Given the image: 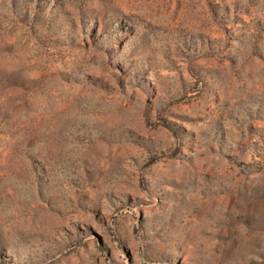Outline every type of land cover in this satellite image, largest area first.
<instances>
[{
  "label": "rangeland",
  "instance_id": "1",
  "mask_svg": "<svg viewBox=\"0 0 264 264\" xmlns=\"http://www.w3.org/2000/svg\"><path fill=\"white\" fill-rule=\"evenodd\" d=\"M0 264H264V0H0Z\"/></svg>",
  "mask_w": 264,
  "mask_h": 264
}]
</instances>
